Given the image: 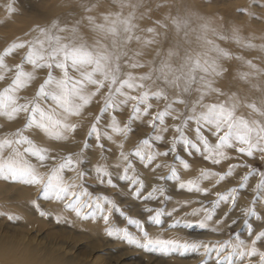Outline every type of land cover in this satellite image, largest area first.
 I'll return each mask as SVG.
<instances>
[{"label": "rangeland", "instance_id": "obj_1", "mask_svg": "<svg viewBox=\"0 0 264 264\" xmlns=\"http://www.w3.org/2000/svg\"><path fill=\"white\" fill-rule=\"evenodd\" d=\"M63 1L0 0V243L71 264H264V102L182 112L126 75L87 108L93 69L18 41Z\"/></svg>", "mask_w": 264, "mask_h": 264}, {"label": "bare ground", "instance_id": "obj_2", "mask_svg": "<svg viewBox=\"0 0 264 264\" xmlns=\"http://www.w3.org/2000/svg\"><path fill=\"white\" fill-rule=\"evenodd\" d=\"M227 1L64 0L59 3L61 12L55 10L49 19L29 26L18 41H29L30 49L46 48L37 59L66 60L87 72L93 69L90 81L83 80L89 82L86 90L97 97L93 106L88 102L92 110L110 97L97 87L107 86L110 92L116 86L131 89L136 82L122 81L127 75L148 88L159 86L167 100L179 96L177 111L199 102L251 112L256 108L249 104L250 93L264 102V0ZM240 4L244 14L237 13ZM58 29L63 35L55 38ZM76 51L90 58L77 57ZM237 121L242 125L251 119L241 114ZM253 124L254 134L264 139V116H255ZM0 260L71 264L58 254L39 258L29 250L17 255L1 243Z\"/></svg>", "mask_w": 264, "mask_h": 264}]
</instances>
